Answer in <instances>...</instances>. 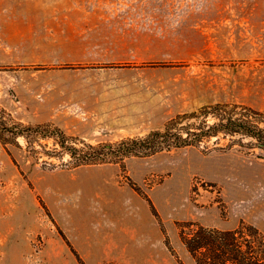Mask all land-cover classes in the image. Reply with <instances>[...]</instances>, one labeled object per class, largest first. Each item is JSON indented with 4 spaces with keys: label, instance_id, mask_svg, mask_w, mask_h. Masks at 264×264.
Returning a JSON list of instances; mask_svg holds the SVG:
<instances>
[{
    "label": "rangeland",
    "instance_id": "rangeland-1",
    "mask_svg": "<svg viewBox=\"0 0 264 264\" xmlns=\"http://www.w3.org/2000/svg\"><path fill=\"white\" fill-rule=\"evenodd\" d=\"M216 104L264 112V0H0L17 123L95 146ZM229 144L73 170L51 139L0 141V264H195L182 232L264 234V159Z\"/></svg>",
    "mask_w": 264,
    "mask_h": 264
},
{
    "label": "trees",
    "instance_id": "trees-1",
    "mask_svg": "<svg viewBox=\"0 0 264 264\" xmlns=\"http://www.w3.org/2000/svg\"><path fill=\"white\" fill-rule=\"evenodd\" d=\"M46 128L17 123L0 107V141L4 145L18 137L30 143L32 139H51L70 157V165H73L70 169L73 170L119 164L133 157L148 158L163 152L200 148L213 138L217 142L229 140V147L238 146L249 152L258 150L257 157L264 159V112L246 105L206 106L196 112L176 116L162 130L114 144L94 146L80 143L59 129ZM182 241L195 264H264V234L253 226L242 224L236 230L197 226L189 235L182 232Z\"/></svg>",
    "mask_w": 264,
    "mask_h": 264
}]
</instances>
